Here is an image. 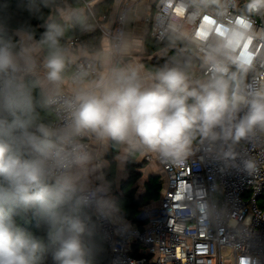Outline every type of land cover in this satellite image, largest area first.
Instances as JSON below:
<instances>
[{"label":"clouds","instance_id":"1","mask_svg":"<svg viewBox=\"0 0 264 264\" xmlns=\"http://www.w3.org/2000/svg\"><path fill=\"white\" fill-rule=\"evenodd\" d=\"M9 7L0 3V264H93L90 214L116 210L109 147L182 160L197 137L264 135V0H166L176 51L151 69L116 59L126 47L73 46L71 29H93L79 0H21L28 19L15 27ZM28 213L40 234L18 225Z\"/></svg>","mask_w":264,"mask_h":264},{"label":"built area","instance_id":"2","mask_svg":"<svg viewBox=\"0 0 264 264\" xmlns=\"http://www.w3.org/2000/svg\"><path fill=\"white\" fill-rule=\"evenodd\" d=\"M95 1L84 0L93 17ZM133 1L125 0L114 18L97 19L113 48L123 47ZM165 12L166 0H156L146 17L159 42L167 39ZM69 42L76 47L78 38ZM146 158L159 163L164 185L159 201L137 215L139 222L93 213L112 264H226L228 248L232 264H264V135L227 144L198 137L182 160L157 153Z\"/></svg>","mask_w":264,"mask_h":264},{"label":"trees","instance_id":"3","mask_svg":"<svg viewBox=\"0 0 264 264\" xmlns=\"http://www.w3.org/2000/svg\"><path fill=\"white\" fill-rule=\"evenodd\" d=\"M21 0H8L10 5L8 12L11 13V19L8 20V23L11 27H15L18 22L28 19L27 13L20 12L18 8V4ZM69 4L76 3L77 0H67ZM0 3H3V0H0ZM79 4L81 7H85L84 0H79ZM115 0H100L94 4L93 11L95 13V17L91 15V13L86 10V15H88L90 19V23L93 25V29L88 32H82L78 27L73 28L68 33V40L70 38H78L77 46H87V47H101L103 46V36L99 29L98 20L101 16L106 15L110 16L114 9ZM47 12V9H44ZM98 19V20H97ZM34 26H38L41 22L32 21ZM44 29L38 27V34L43 32ZM155 44L153 47L149 48L148 51H156L162 48H168L163 56H155L152 61L146 62L149 68L157 67L163 64L170 56L174 54L176 49L170 47V42L167 39L164 42H159L155 40ZM75 67V66H73ZM119 149L114 148L111 153V162L110 166L104 171L106 172V177L109 180L112 187L116 186L115 178L117 173V163L114 160L115 155L118 153ZM143 164H137L135 161H130L128 165L129 170V178L127 181L122 184V193H118L115 200L116 208L120 211L123 217L131 222H139L137 219V215L141 212L143 208L149 205L152 201H157L160 198L162 181L159 176H151L149 180L146 182V191L136 197L135 191L136 189L131 188L134 184L138 182L141 178V168ZM91 215L90 224L95 226L94 235L92 237V243L96 247L93 264H112V253L111 249L104 241L101 231L99 230L98 224L95 220L93 214ZM17 223L20 227L27 231L37 232L40 234L36 228V218L32 213H28L23 218H17ZM46 264H52L51 258L49 257L46 261Z\"/></svg>","mask_w":264,"mask_h":264},{"label":"crops","instance_id":"4","mask_svg":"<svg viewBox=\"0 0 264 264\" xmlns=\"http://www.w3.org/2000/svg\"><path fill=\"white\" fill-rule=\"evenodd\" d=\"M100 0H96L98 2ZM125 0H115L114 9L111 13V18H114L118 13L122 3ZM156 0H136L133 1L130 9L127 14V23H126V33L125 39L123 43V47H126L127 53L123 54V58L120 60L123 63H135L144 66L146 69H150L146 62L152 61L155 56H163L164 53L169 48H162L156 51H148L149 48L153 47L155 44V39L152 38L149 30V24L146 22V17L152 11L153 5ZM94 3V4H95ZM85 12L87 10L86 6L84 7ZM111 46V40L107 38H103V47L108 48ZM116 58V57H115ZM198 140V139H197ZM197 140H193L191 146L197 142ZM190 146V147H191ZM114 147H109L106 153L103 156V160L106 162L105 170L110 166L111 162V153L113 152ZM147 154H155L153 152L146 153H124L120 149L118 153L115 155L114 160L117 163V173H116V186L112 187L109 180L106 177V172L104 171V178L109 185V196L113 199L114 203L116 200V196L118 193H122V184L127 181L129 178V170L128 165L130 161H135L137 164H143L139 170L142 175L136 184H134L131 188L136 189L135 196L138 197L142 195L146 191V182L149 180L151 176H159L162 181V188L160 197L163 191L164 185V175L159 163L156 160H147ZM160 199V198H159ZM157 201H152L150 204H153ZM149 204V205H150ZM148 206V205H147ZM117 214H121L120 211L116 208L114 211Z\"/></svg>","mask_w":264,"mask_h":264},{"label":"rangeland","instance_id":"5","mask_svg":"<svg viewBox=\"0 0 264 264\" xmlns=\"http://www.w3.org/2000/svg\"><path fill=\"white\" fill-rule=\"evenodd\" d=\"M198 137L195 139L197 140ZM156 203V202H155ZM223 256L225 257V263L226 264H232V249L228 248L227 250L223 251Z\"/></svg>","mask_w":264,"mask_h":264}]
</instances>
